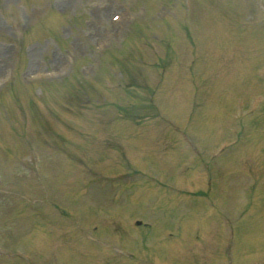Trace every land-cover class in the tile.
Returning a JSON list of instances; mask_svg holds the SVG:
<instances>
[{
    "label": "rangeland",
    "instance_id": "obj_1",
    "mask_svg": "<svg viewBox=\"0 0 264 264\" xmlns=\"http://www.w3.org/2000/svg\"><path fill=\"white\" fill-rule=\"evenodd\" d=\"M134 1L135 0H0V82L6 79L5 75L8 73H13L14 75V62L18 61L17 59L21 51L18 42L20 41L22 43L20 39L24 27H26V25L30 26L35 21H40L41 23L49 21L47 25L53 23V30L45 28V31H41V27H39V30L34 33V39H30L26 47L24 45L23 54L25 55V59H22L23 66L19 68L20 76L27 80L36 73L42 74L47 71L52 73V80L56 81L46 84V87H43V92L45 93H48L52 87L54 89L57 87L59 90L60 97L55 99L56 102L50 104L51 113L57 111L60 107V110L55 113L62 117L64 116L63 123L71 127L70 133H72V135L70 137L75 140V142H82L83 140L89 141L87 146L83 145L81 148L83 152H86L81 154L83 155L82 159L86 161L88 157L93 158L92 162L89 163L88 161V167H83L84 165L82 164H76V168L74 169L70 167L69 162L65 159H59L51 152H43L39 155L40 159L35 165V170L40 171L43 167H50L51 170H48V173L51 174L53 172V179L56 181L64 178L66 174H73V176L68 177H71L70 179L75 181V183L81 181L82 186L80 187H84L89 184L87 180L88 174L90 173L87 171L96 166L99 167L105 160L106 163L103 164L104 170L107 173L117 172L118 170L115 169L120 168L113 163L117 160L116 152H118V154H124V158H126L130 164L137 165L139 169H143L142 171L146 172L148 170L147 168H143L138 162L132 161L138 156L137 152L143 156L144 151L150 150V147L154 148L152 146L153 143L157 149L159 147L161 148V146L162 148H169L168 150L172 148L177 149L178 147L175 143L177 139L167 135L165 121L161 124L162 120H160L158 126H153V124L150 125L151 127H155V131L151 129L148 131L149 135L145 143L142 144L143 148H136V154L134 156L132 155L131 160V156L129 157L126 155V153L130 152L131 148L128 146L127 142H125L127 138L117 134L119 131L122 134L124 132L128 137V130L126 129L132 127V122L126 121V112L123 111L124 115L122 117H125L124 119L119 120L116 124L107 125L104 122L109 121L106 119H111L110 117L114 115L113 109L109 108L107 112H105L106 114L97 112H93V114L91 110L89 113H86L85 110L81 109L83 105L82 93L78 96V98L81 97L77 101L78 108L74 110L72 108H67L68 115L61 112L62 105H60V101L62 97L64 98V92L70 88L68 87L69 84L73 82H78L79 85H83L80 89L82 88L89 91L90 97L98 96L101 85L94 86L93 83H91V85L86 83L85 79L80 77L83 76L80 71H76L77 75L73 73L69 79H67V77V80L64 81L63 84L58 83V79L63 76L66 77L72 72L73 63H75V61H79L78 67H83V63L80 59H83L84 56L89 57L91 61H85L84 65L86 66L82 69L84 72L88 73L91 71L90 73H92L93 62L97 57L96 55H98V45L103 44L104 47H111L113 49V54L109 59L114 61L121 69L125 68V71H129L127 69L131 66L129 58L134 57L135 54L141 56L144 68L140 69L141 72L137 70V74L135 75L138 78L140 77V79L142 78L144 82L147 80V90L136 89L135 91V88H132L133 94L124 95V93H108L107 96L115 97L117 100L121 99V101L125 103L138 102L139 105L142 103L144 106H148L147 101L149 100L150 103H154V105H151L152 107L150 108L152 109H150V111L138 113L137 119L141 116L144 117L143 119L145 122H141L140 119L138 120L143 126H145L144 124H150L153 120L158 119L155 115L156 105L158 110L166 111L169 113L171 119L174 118L175 121L180 124L185 125V119L188 117L189 119L194 117V121H199L197 125L192 126L193 128L185 132L187 133V137L188 135L192 136L195 134L198 141H200L203 137V129H207L210 131L205 132V136L211 139L215 132V130H211V128L219 125L227 127L236 124L238 117L244 118V116L248 115V112L244 113L241 111L243 101L250 103L253 96L261 93L262 85L258 81V70H256L255 67L260 66L264 61V29H254V27H252L255 25L254 18L258 19L261 16L255 14L250 6L246 8L240 5L237 9L233 7L232 0H196L200 2V9L194 6L193 9L187 12L184 5L185 1L180 0L178 8L176 9L177 12L181 14L180 21L184 22L183 17L186 18L188 23L192 26L191 30H194V33H196L194 38H196L195 42L198 45V50L193 49L195 54L203 62L201 66L197 67L196 72L198 76H195V74L197 75L195 71L194 74L191 69H183V64L186 65L184 62L187 60L186 55L192 50L189 39L186 40L185 38L184 29L180 26L176 27L169 19L161 22L154 18L157 10L167 13L169 16L174 15L172 11L173 4L164 5L161 2L162 0H154L147 3L150 12L146 15V6L142 5L143 7H137L133 4ZM238 1L244 5L242 0ZM54 10L66 15V20L56 16ZM49 12L51 13L49 14ZM188 13H190L191 16H187ZM198 13L201 14L198 15ZM76 15H79V18H77V26H75L73 24L74 21H72V17ZM114 15H120L122 19L113 23L111 20ZM44 16H47L46 20ZM127 16L128 18H126ZM233 18L237 23L238 21H247V25H251H249L251 29H249L247 34L240 31L241 28L238 27L233 30ZM132 19L138 20L137 23L143 25L147 24V19L150 22H156V33L152 34L151 37L159 35L165 39L161 43L156 44V50H158L156 54L154 52L152 53L150 50L148 54L147 47H143L141 44L137 47V42L131 39L129 29L127 31L126 28L128 22ZM68 23L75 26L72 31L66 26ZM203 24H206L208 27H204ZM62 25L66 26L63 29V33L59 31ZM211 26H213L212 30ZM212 33L214 35H212ZM146 34L148 35V32H146ZM52 36L54 38L58 36L59 40L52 38ZM123 37H125V39L123 43L120 44V40ZM209 41H211L210 44H206V42L209 43ZM227 44L228 47L225 49L224 47ZM227 50L228 53L226 54L225 52ZM118 51L122 53H115ZM93 77L99 78L98 75H94ZM192 77H196L199 90L189 92ZM65 86H67V89L63 91ZM33 89L37 90L38 87H34ZM179 105L184 108V111L183 109L180 111V115L176 112V106ZM31 106L34 122L39 126H46V123L49 125L50 115H46V111L48 110L41 105H35L33 102ZM65 106H68V104H65ZM261 106L264 111V103ZM80 111H83L86 116H81ZM263 111L261 115L256 116L260 117L257 118L255 127L247 130L248 134L246 136V141L241 144L244 145V148H242V150L239 148L234 154L229 153L225 158V160L230 162L229 164L226 161L223 162L228 168L221 169L220 173L225 177L230 171L233 173H242L248 172L249 170L252 171V174L258 169L264 170V136L260 137L261 132L264 131ZM160 114L162 115V113ZM253 119L255 118L251 117L250 120ZM73 120L77 125L73 124ZM0 121H2L1 117ZM60 127L63 126L60 125ZM233 127L235 128V125ZM156 130L160 131L157 132ZM241 130H243V128H236L237 132ZM86 131L89 132V136L84 133ZM231 131V129L230 131H224L222 128L216 139L223 138L224 136L226 138L229 137ZM244 131L247 132L246 128H244ZM185 133L183 138L186 136ZM177 134L181 137V133ZM35 140L41 142L38 136H35ZM147 141L148 143H146ZM202 142H204L203 139ZM216 143L219 144L220 142L217 141ZM72 146H74L73 148L75 150L78 149L77 143H73ZM31 148L35 150V147L32 145ZM216 148L217 147H215V149ZM23 154L24 155H20V158L27 159L29 157L26 153ZM84 155H86V158ZM129 158L131 161H129ZM146 158L150 160L152 158V153H149V156H146ZM167 159L169 160L168 157ZM0 163H3L1 168L5 170L8 169L6 174L12 178L25 177L20 173L24 169L22 165L19 167L17 163H7L6 150H0ZM202 163L204 167H206L209 160L202 159ZM174 166L175 164H169L167 167L168 169H172ZM45 172L47 173V168L44 170V175ZM127 174L130 176L132 175L131 173ZM183 175H185V169L179 170L177 176L183 178ZM93 176V174L89 175L90 178ZM51 177L52 176H50V178ZM197 177L198 169L191 179L197 181ZM257 177L260 183H264V176L258 175ZM4 180L7 184V176ZM222 180L221 177L218 191L219 194L221 195L222 193L224 197V194L229 195V190L226 185L224 186ZM141 181L144 182L143 180ZM13 184L18 185L16 182H13ZM185 184L186 182L182 183V185ZM5 186L6 185H3L0 181V192L6 189ZM138 186L139 188L135 187L130 191L127 189L129 187L128 183L123 181L122 183L107 185L103 192L107 194V197L119 195V199H125V197L127 198L129 195H132L133 197L131 198H134V200L137 199L139 202L147 201L148 198L145 196V191L148 187L141 182L138 183ZM91 187L92 186H90L89 189H91ZM239 188L237 186L234 187L230 194L232 199L236 198V204L233 206V210L243 208L239 198V193H241ZM76 189L79 193L82 191L81 188ZM152 191L156 195L162 192L158 190L156 186H152ZM60 192L63 193L64 190L59 191L56 189V184H52L51 191L49 192L50 198L58 200V193ZM188 192L190 191L186 190L180 194L188 196ZM135 196L138 198L135 199ZM8 199L11 204L7 205V213H0V241L6 245L4 247L7 252V257L11 259L7 260L0 257V264H15L7 263V261L10 262L12 259L18 260L22 264H53V254L50 253V251L45 252V250L38 245L39 241L38 244L36 241L37 238H41L43 234L46 235V231H43L46 230V228L43 227L40 229L36 227L38 225L37 217L32 218V216L19 214L20 210H26V199L22 200L14 196H9ZM110 199L112 198H108L107 200ZM250 199L253 202L251 211L254 212L253 215L255 216L251 219V224L249 216L245 218L244 222L250 225L249 230L253 233H251L253 242L250 243L249 246L255 247L256 252L249 257L245 264H264V247L261 248V251L257 252V246H264V242H260L261 238L264 240V188L262 189L261 186L256 194L252 193ZM65 200L64 198L61 203L68 204L66 202L68 200ZM71 200L74 202L73 210L79 211L80 207L78 206L83 203L84 197L82 196L80 199L79 195H75ZM168 202L171 203L169 200ZM184 204L185 202L183 201L180 205L182 206ZM1 206L2 203H0V207ZM4 207H6V204ZM103 207L104 206H101L98 210L103 209ZM162 208L165 211L163 206ZM130 209L133 211V217H135L136 220H146V223L150 222L155 225L154 230L146 227L141 230L127 228L126 236L130 237V239H133L137 235L141 236L142 241L146 240L147 237H164L165 233H163V231L166 227L169 230H174V225L162 221V215L154 217L156 214L152 212L151 207L135 206ZM257 209L260 210L259 214L257 213ZM109 210L110 209L107 211V215L111 214ZM257 217L261 219H257ZM92 221L91 219L90 222ZM34 227H36V231H33ZM120 228L122 229L123 226ZM41 230L43 233H41ZM246 230L248 231V227H246ZM114 233L115 231L113 235ZM124 234L115 236L124 239ZM76 239H79L78 234L74 233L72 241L75 242ZM113 239L115 238L113 237ZM121 243L123 242L121 241ZM61 244L62 242L56 244L57 246H55V249ZM169 245L170 243H160L157 246L148 247V249L151 250L148 253L139 249L141 246L137 245V249H134L135 251H131V253L141 255L146 259L145 262L147 263H137L132 260H116L115 257L117 255L110 253L108 261H106L105 264H154L152 260H149L151 259L149 257L155 256V253L157 255L160 253V255L164 257V252L170 248ZM78 250L79 249H77V252ZM144 253L149 257L145 258L143 256ZM66 254L70 257L72 255V250L69 247H67ZM64 261L71 264V258L69 257H65ZM80 261L79 258H76L75 263L78 264ZM216 261L217 259L214 258L211 264H215ZM17 264L19 263L17 262Z\"/></svg>",
    "mask_w": 264,
    "mask_h": 264
}]
</instances>
